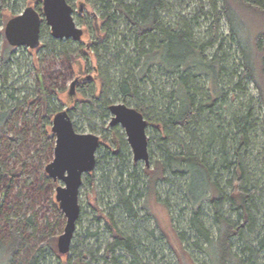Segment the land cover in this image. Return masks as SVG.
Instances as JSON below:
<instances>
[{
  "label": "trees",
  "instance_id": "16d2710c",
  "mask_svg": "<svg viewBox=\"0 0 264 264\" xmlns=\"http://www.w3.org/2000/svg\"><path fill=\"white\" fill-rule=\"evenodd\" d=\"M0 2L3 5V0ZM95 3L102 5V30L106 36L103 39L90 37L87 48L95 52L101 64L93 69L95 78L80 84L89 85L99 80L100 86L90 96L77 99L70 109L82 118L90 119L93 113L105 119L114 99L132 103L143 113L148 127L155 128L156 136L148 135L149 149L150 144L152 149L156 147L161 158L152 169L140 168L138 161H132L126 141H119L116 133L119 147L110 153L112 163L108 164L119 172L115 181L105 174L104 182L114 194H109L111 202L107 210L99 207L97 198L96 203H92L99 214L96 220L103 222V231L88 230L83 237L74 236L72 241L76 244L72 242L70 251L65 254L59 251L58 238L49 236L27 259V264H47L48 251L57 256L59 264H71L69 253L77 256L81 264H163L157 260L153 246L163 237L157 236L151 226L152 214L146 202L150 197L158 198L159 187L167 191V197L162 198L164 206L170 211L179 207L178 215L188 228H176L178 239L185 242L190 233L196 239V248L208 255L210 264H261L264 177L258 176V168H252L247 148L253 132L259 127L264 130V109L261 108V116H255L252 101L244 110L226 109L223 100L229 94L223 87V79L230 77V84L238 77L235 84L239 88L247 81L254 82L264 108V0H208L212 12L202 11L205 16L213 17L211 32L214 36L202 41L196 34L195 28L201 25L196 11L191 18L178 13L175 20L169 19L174 8L170 0H95ZM204 3L201 0V4ZM39 9L42 10L41 5ZM221 16L227 18L232 40L241 52L242 62L235 64L236 70L231 72L227 64L230 54L227 50L223 54L228 37L218 39V31L213 32L219 27ZM122 23L129 29L127 33L121 31L125 39L113 41L111 38L118 34ZM44 34L42 27L41 35ZM216 43L215 51L207 55L206 49L214 48ZM70 45L71 39L52 36L43 47L50 53L60 54L61 51L70 61L75 57L87 59L83 46L74 50ZM9 58L7 49L0 69V82L5 85L9 78L7 72L1 70L8 67ZM113 66L116 72L111 74ZM155 69L162 77L172 79L168 91L166 87L159 90L161 99L155 94L156 90H148ZM12 89L8 94L11 103L0 110V143L1 134H9L12 119L21 116L22 131L11 134L8 142L18 146L28 136V127L33 126L35 130L41 122L42 149H52L55 135L51 132V119L57 111L48 88H37L33 96L17 94L26 89L25 86ZM12 154L17 155V152L12 151ZM19 163L10 169L7 159L0 156V188L4 195L0 200V219L5 215L4 219L13 226L7 242L0 237V264H15L24 241L23 229L32 237L37 233L36 213L22 212L21 205L11 212L12 206L8 204L17 178L26 175L28 189L36 183L37 171L26 173V162ZM101 164L103 160L97 158L96 166ZM44 177L49 183V175L46 173ZM93 177L94 171L85 174L84 180ZM172 198L176 202H171ZM51 205L58 214L59 224L64 214L55 198ZM208 216L215 231L208 226ZM121 224H128L127 228L122 229ZM91 238L96 247H90L88 239ZM78 244L83 247L80 249Z\"/></svg>",
  "mask_w": 264,
  "mask_h": 264
},
{
  "label": "rangeland",
  "instance_id": "374dc122",
  "mask_svg": "<svg viewBox=\"0 0 264 264\" xmlns=\"http://www.w3.org/2000/svg\"><path fill=\"white\" fill-rule=\"evenodd\" d=\"M74 7V17L75 22H77L78 26L82 27L84 32L82 39L80 41H74L71 39V45L74 50H78L83 46L85 52L87 54V59L84 57L73 59H67L68 57L63 53L56 54L54 52L48 51L47 48L43 47L46 43L51 39V29L50 26L45 23L44 20L42 23L43 30L46 31V34L42 37L41 46L37 49L26 48V46H12L9 44L5 37V26L7 21L21 14L27 7L33 6L39 11V6L43 7V1L38 3L37 0H3V5H0V69L2 62V55L8 49L10 53V58L8 60V67L3 68L1 72H7V76L9 78L7 84H3L0 82V99L2 102V106H0V110L6 108L5 105L11 103L9 101L8 94L13 90V86L15 88H19L25 86L26 89L23 91H19L17 94H28L30 96L34 95V91L37 88L43 90V88L47 87L48 91L51 93V103L53 104V108L56 111L69 109L72 119L74 120V124L76 126V131L82 133H94L100 136V147L97 151L98 160H103V164L96 166L94 170V177L92 180L83 179L84 184L80 189V197L79 204L81 206V215L75 231V237H83L86 234V231L91 230V232H99L103 231V222H99L96 220L98 212L95 210L93 204L96 203V198L98 200V205L101 209L107 210L109 207V194L111 191L104 186V182H106L105 176H109L113 181H115L118 169L112 166L110 160V153L113 150H117L119 147V141H126L128 148L131 151V159L135 161L133 158L132 148L127 141V134L124 127L120 124L111 125V112L109 115L105 117V119L99 118L100 116L94 115L91 113L89 116L92 118L87 119L85 117L79 116L77 113L73 112L72 105L75 104L77 99H82L84 95L90 96L91 93L98 90L100 86L99 80H94L93 83L89 85H77L76 92L73 96L68 95L70 92L71 81H73L76 77H85L91 75L93 78L96 77V73L93 70L94 68H98L101 64V59L97 57L95 52L91 48H87L90 45V37L94 38L100 36L102 39L106 36V33L102 30V15L103 9L101 4H96L95 0H69ZM172 2V6H174L173 12L168 15L169 19H176V14L182 13L184 16L191 18L195 11L196 15L199 16V21H201V25L196 29V34H198V38L202 40H208L214 36V33L211 32V23L213 21V17H208L203 14V10L212 12V6L208 3V0H203L205 5L201 4V0H170ZM1 3V2H0ZM81 4L84 5V14L79 13V8ZM175 4V5H174ZM221 5L219 6V9ZM202 11V12H201ZM220 11V10H219ZM40 14L43 15V11H39ZM175 16H174V14ZM221 13V11H220ZM3 22V23H2ZM219 29L213 32L218 31V39L226 38V43L224 45L223 54H226L224 51L227 50L229 52L230 57L228 59V68L229 72L235 71L236 66L239 65L241 60V52L239 51L238 44L232 40L233 36L231 35V31L229 28L228 20L225 16L220 17ZM89 29V30H88ZM129 29L126 27V23H122L120 27V31L116 36L111 38L114 40L124 41V31L127 33ZM91 32V34L89 33ZM258 34V32H255ZM129 34V33H128ZM218 43H216L215 47L207 48L206 54L211 55L212 52L217 48ZM90 47V46H89ZM83 50V51H84ZM234 63V64H233ZM231 70V71H230ZM116 72L115 67L111 69L110 73L114 74ZM204 78H207L203 76ZM153 80L148 82V90L155 91L158 99H161L160 91L167 88L166 91L169 90L172 79L166 77H162L158 70L155 69L152 75ZM223 87L228 92V96L226 100H223V106L226 109H246L249 106L250 101L253 102L252 106L255 108V116H261L263 113L261 111L264 109L262 103L259 98V90L254 84V82L247 81L242 86L236 87V82L238 81V77L235 78L233 83H230V77H225ZM208 85V79L205 83V86ZM242 87V88H241ZM165 100L163 101V103ZM114 103H125L126 105L134 107V105L130 102H125L122 98L114 99ZM226 104V105H225ZM22 117L15 116L12 119V123L9 126L10 132L9 134L2 133L1 143H0V156L7 159L9 163V168L17 167L20 163L26 162L25 164V172L31 173L35 169L37 171L36 174V183L32 185L30 189H28L29 182L27 176L17 178L15 183L11 188V192L8 196V204H11V212L17 209L16 206H23L22 212H28V214L36 213L37 219V233L35 237L30 236L28 231L23 229V242L20 246V251L15 257V264L19 262L23 264H27V259L33 256L38 249H40L43 241L49 239V236L59 238V236L64 232L66 220L67 218L64 216L58 221V214L54 209L52 204V199L55 198L56 188L59 185L64 186L65 183L63 181L54 180L49 177L50 182H46V166L53 160L54 156V147L55 140L52 146V149L47 151H43V129L41 122H38L36 129L34 130L31 126L28 127V136L25 138L23 142H21L18 146L11 144L8 142L9 136L16 132L22 131ZM52 122V120H51ZM52 127V124H51ZM115 127V128H114ZM264 130L259 127L256 132H253L252 141L250 147H248V153H251L249 160L253 165V169H257V173L259 177H264ZM119 135V143L116 142L117 136ZM148 135L152 138L154 135L156 136L155 128L153 125L148 127ZM12 151H16L17 155L12 154ZM150 164L149 168H153V164L158 162V159L161 158L160 153L156 147L151 148L150 144ZM138 165L140 168H145V161H138ZM258 165V166H257ZM106 174V175H105ZM119 180V179H117ZM115 183V182H114ZM117 183V181H116ZM159 195L157 197H150L146 202H148V209L151 211L152 220L151 226L156 229L157 236L163 237L162 241H158L155 246L157 252V260L163 264H210L211 261L206 253L201 251L199 248H196L195 238L191 237L190 233H188V240L185 242H181L177 237L176 228L182 230L184 227L186 229L187 226L184 222V219L181 218L179 214V207L177 210L170 211L167 207L164 206L162 198L167 197V191H164L163 188L159 187ZM114 191L111 192L113 196ZM3 192H1L0 188V200L3 198ZM171 198V197H170ZM171 202H176L173 198L170 200ZM93 203V204H92ZM174 211V212H173ZM210 215L212 212L209 213ZM173 216V218H172ZM5 217V215H4ZM1 217L0 219V237H3L7 242L10 239V229L13 227L12 222L8 221V219H4ZM208 226L215 231L214 224L212 223V219L210 216L206 218ZM128 224H121L120 227L122 229H126ZM131 226V225H129ZM179 230V231H180ZM189 231V230H188ZM215 234V233H214ZM263 234V233H262ZM216 236V235H215ZM94 238L88 239L90 240V247H96ZM79 241V240H78ZM73 244H76L73 241ZM79 245V244H78ZM80 249L83 247L82 244L79 245ZM47 264H59V259L57 256L51 252H47ZM69 259L71 260V264H81L77 256H73L71 253L68 254ZM259 262L264 264V252L259 256Z\"/></svg>",
  "mask_w": 264,
  "mask_h": 264
},
{
  "label": "water",
  "instance_id": "95a60500",
  "mask_svg": "<svg viewBox=\"0 0 264 264\" xmlns=\"http://www.w3.org/2000/svg\"><path fill=\"white\" fill-rule=\"evenodd\" d=\"M43 15L33 6L27 7L21 14L10 18L5 26V37L12 46H27L35 49L41 45V27L45 20L56 39L80 41L83 28L75 22L74 7L68 0H42ZM82 12L83 5L79 8ZM91 75L84 79L91 80ZM80 78L71 81L70 92L73 96ZM112 114L111 125L120 124L125 129L135 161L150 164L148 121L135 107L125 103L109 105ZM51 132L55 135L54 158L47 164L46 172L54 180L65 183L56 188L55 199L65 214L66 225L59 236V251L65 254L70 251L75 236L77 222L81 215L79 204L80 189L84 175L95 170L97 151L101 145L100 136L94 133L76 131L69 109L59 110L52 119Z\"/></svg>",
  "mask_w": 264,
  "mask_h": 264
},
{
  "label": "flooded vegetation",
  "instance_id": "af4514ba",
  "mask_svg": "<svg viewBox=\"0 0 264 264\" xmlns=\"http://www.w3.org/2000/svg\"><path fill=\"white\" fill-rule=\"evenodd\" d=\"M81 5H83V4H81ZM83 8H84V5H83ZM83 12H84V11L80 12V10H79V13H80V14H84ZM41 29H42V27H41ZM41 43H42V37H41ZM40 46H41V45H40ZM40 46H39V47H40ZM26 48H28V47L26 46ZM37 48H38V47H37ZM37 48H35V49H37ZM30 49H31V48H30ZM78 77H79V76H78ZM86 77H87V76H85V77H79V78H80V82H78V85H81V84H80L81 81L88 80V79H84V78H86ZM92 79H93V78H92ZM54 115H55V114H54ZM53 117H54V116H53ZM52 119H53V118H52ZM52 119H51V120H52ZM73 121H74V120H73ZM74 125H75V124H74ZM75 128H76V127H75ZM76 130H77V129H76Z\"/></svg>",
  "mask_w": 264,
  "mask_h": 264
}]
</instances>
